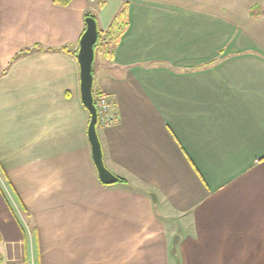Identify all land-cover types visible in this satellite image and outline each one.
<instances>
[{"label":"crops","instance_id":"crops-1","mask_svg":"<svg viewBox=\"0 0 264 264\" xmlns=\"http://www.w3.org/2000/svg\"><path fill=\"white\" fill-rule=\"evenodd\" d=\"M114 1L101 29L125 2L130 24L112 59L97 51L94 89L117 118L98 129L105 163L127 181L104 184L75 55L95 0H0V167L36 230L30 253L0 190V245L95 264L93 243L128 264V244L155 240L140 264H172L182 223L179 264H264V0Z\"/></svg>","mask_w":264,"mask_h":264},{"label":"rangeland","instance_id":"rangeland-1","mask_svg":"<svg viewBox=\"0 0 264 264\" xmlns=\"http://www.w3.org/2000/svg\"><path fill=\"white\" fill-rule=\"evenodd\" d=\"M104 6H102L101 4L99 5V3H97V0H95V3L92 4L93 9L89 8V10H88L92 15H95L97 18H98V16H101V22H98L99 20L97 21L99 29H101V27L104 25L103 23H106V21L107 22L110 21V17H111V15H112L115 7H116V4H115V1L112 0L109 5L105 6V8H103ZM102 9H103V11H101ZM97 128L99 129L98 125H97ZM1 170L2 169L0 167V190H2L3 194L6 196L8 202L11 206V209H13L15 211V213H16V215H18V217H20V225H21L23 231L25 232L24 234L26 236L25 241H27V244L30 247V253H32L33 247L35 248V241H36L35 240L36 230H35L34 222L31 219V217L26 213V209L23 207V205L16 198L9 180L6 179V177L3 175ZM134 221L137 223V220L134 219ZM130 228H131V226H129V229ZM143 230H144V234H146L148 232L147 228H144ZM167 231L170 233V228L167 227ZM184 231H185L184 226H182V223H181L180 226H178V228L176 229V232L173 234L172 240H174L176 235H182L184 233ZM140 233H142V232H140ZM96 239L103 242V237H96ZM99 241H95L96 242L95 244L99 243ZM154 241L150 242V241H146V240H140L136 243L134 242V243L128 244L129 249L127 252L129 253V255L132 254L129 256V259H127L128 264H140L141 263L142 260L136 258V256L140 252L138 248H140L141 246H144L147 248L150 247L149 248L150 251L158 250L157 248H155V246H156L155 242H157V241H155V242ZM21 244H22V241L20 243L15 242V241L13 243V241H12V243L10 242V244L8 243L5 246H4V244L2 246L0 245V250L3 249V251H5L7 249L8 252H4V254L8 253L11 256L15 255V253H17V252H18V254L22 253V252L25 254V250H27V246L23 245V247L20 248ZM93 246H94V244L92 243L91 244L92 253L95 252V254H96V259H94L95 264H112V262L109 260H103V259L98 260V258L101 257V255H103V253L105 251H103V250L98 251L99 250V244H97L95 246V249H93ZM57 247H60V246H57ZM86 251H87V249H86ZM79 252L81 254V251H79ZM28 258H29V260H31L30 256H28ZM178 262H179V256H177L176 254H174V252L171 251V263L172 264H179ZM34 264H35V262H34Z\"/></svg>","mask_w":264,"mask_h":264},{"label":"water","instance_id":"water-1","mask_svg":"<svg viewBox=\"0 0 264 264\" xmlns=\"http://www.w3.org/2000/svg\"><path fill=\"white\" fill-rule=\"evenodd\" d=\"M86 27L79 40L77 59L80 64L81 96L83 103L90 112L88 125V135L92 148L93 160L98 172V176L104 184L118 182L120 177L113 173L106 165L103 155V147L97 128V109L94 103L93 86V61L95 57L94 44L98 38V22L95 16L88 15L85 18ZM180 235H176L172 244V251L177 252V244Z\"/></svg>","mask_w":264,"mask_h":264},{"label":"trees","instance_id":"trees-1","mask_svg":"<svg viewBox=\"0 0 264 264\" xmlns=\"http://www.w3.org/2000/svg\"><path fill=\"white\" fill-rule=\"evenodd\" d=\"M56 4L67 6L69 5L73 0H54ZM105 1H101V5H105ZM88 15H92L89 11L85 12V18ZM95 16V15H93ZM96 17V16H95ZM97 18V17H96ZM130 24L129 20V13H128V2H125L123 6L117 11V13L114 15L112 21L110 22L107 29L102 30L99 29L98 38L94 44L95 47V56L97 51H103L108 58L114 57V52L116 46L119 44L123 34L126 32L128 26ZM36 47V46H35ZM40 49H47V50H67L66 46L58 47V48H52V47H38ZM34 48L26 49L25 52H30ZM75 55H77V51L75 52ZM95 63V57L93 61V74L95 76V69L94 64ZM93 92H95L94 86H93ZM120 181H127L124 178H120ZM0 242H2V237L0 235ZM1 255V253H0ZM0 260H2V257L0 256Z\"/></svg>","mask_w":264,"mask_h":264},{"label":"built area","instance_id":"built-area-1","mask_svg":"<svg viewBox=\"0 0 264 264\" xmlns=\"http://www.w3.org/2000/svg\"><path fill=\"white\" fill-rule=\"evenodd\" d=\"M93 95L97 109V125L107 127L115 123L117 118L108 96L101 91H95ZM21 247H23L22 244L20 245V248ZM4 252H8V250L6 249ZM0 264H34V261L32 258L29 260L26 253L24 254L23 252L19 254L17 252L12 256L5 253L2 260H0Z\"/></svg>","mask_w":264,"mask_h":264}]
</instances>
